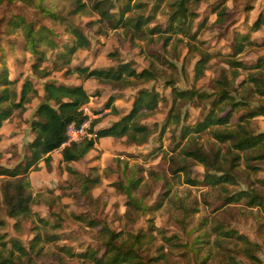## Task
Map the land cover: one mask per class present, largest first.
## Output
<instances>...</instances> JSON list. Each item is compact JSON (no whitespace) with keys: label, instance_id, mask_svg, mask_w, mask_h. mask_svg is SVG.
<instances>
[{"label":"rangeland","instance_id":"rangeland-1","mask_svg":"<svg viewBox=\"0 0 264 264\" xmlns=\"http://www.w3.org/2000/svg\"><path fill=\"white\" fill-rule=\"evenodd\" d=\"M240 2L241 0H190L188 6L196 13L192 23L189 16L190 34L195 33V37L173 34L170 40H166L165 37L169 33L152 34L148 29L132 33V30H126L122 26L115 28L114 26L120 17V11L127 5L131 8L126 11L125 17L134 18L139 15L154 20L157 16L167 13L169 21V15L175 9L172 6H175L177 0H7L0 3V72L7 68L10 78L18 80L19 89L25 80H31L39 92V95L32 97L26 104L24 111L15 110L13 115L3 122L0 129L2 151L0 165L14 168L26 162L29 155L28 142L35 136L31 121L43 98L46 81L81 83L91 94L90 101L83 106L84 111L91 119L100 118L97 128L109 126L128 113L142 88H159L164 98L156 110L140 120L141 123L155 128V133L148 142L136 145L127 142L125 137L100 138L94 150L70 163L61 159L59 154L61 147L52 152L51 168H47L41 161L40 169L30 170L32 187L29 192L33 195L32 210L37 216L47 220V223L37 216H31L21 222L20 231L16 229V219L8 215L4 197L7 182L12 180L14 183V178L0 175V220L5 222L0 225L2 241L10 246L13 240L18 239L29 248L31 240L38 232L42 238L34 247L32 264H94L69 257L59 248L72 247L74 251L81 252L93 247L99 251L100 246L94 247V244L99 236H103L101 224H107L115 231H122L123 237H128V233L132 232H126V227L121 225L127 226L131 223L134 233L146 230L153 236L147 238V243L141 250L150 264H197V261L198 264H222L228 260L230 254L239 264H256L245 257L244 244L225 238L220 230L235 229L251 241H256L257 245L253 247L255 252H259L261 245H264V213L255 207L246 206L244 200L225 203L228 194L247 188L250 184L258 185V180L264 179V159L250 161L251 164L261 166L262 170L257 173L247 168L249 161L242 158L235 168L238 183H227L225 190L205 183L191 185L186 182L183 171L180 170L184 174L177 178L170 162H165L162 154L154 155L156 148L144 152V147L154 140L160 141L158 148L161 153L165 147L170 152L180 148V144L173 146L174 133L170 127L172 124L166 126L163 133H160L173 106L172 86L168 85L169 82L178 89L196 88L213 92L215 80L225 72L228 73L230 95L235 101L246 99L250 107L264 103L262 97L255 92L259 85L257 82L264 80V71L253 67L259 58H264V32L261 31L264 24L254 31L249 27L247 17L240 23ZM258 2L260 0H247L243 10L257 11ZM149 4L151 8H148ZM224 5L227 6L226 21L217 24L215 22L217 12ZM43 9L50 10L55 16L47 15ZM102 10L114 12L113 16L102 17L100 14ZM258 11L261 13L257 19L259 16L264 17V9ZM15 15L35 25H53L62 37L59 39L60 43L69 41V38L63 40L68 25L79 26L90 39L91 47L79 49L73 55L71 67H68L62 58L56 59V50L45 48L46 57L38 61V70L40 72L49 70L51 73L46 78L41 77L33 70L37 55L28 47L24 29H14L8 23ZM56 18L62 20L57 22ZM246 34L248 38L241 39L240 36ZM237 42L242 47L240 53H235ZM192 44H197L199 48L212 54L203 75L198 78L195 76L194 67L199 55L197 51L190 50ZM224 49H227V52ZM229 60H238L248 68L231 67L227 63ZM121 61L131 62L138 71L151 67L157 75L156 80L149 83L133 80L132 85L124 86L123 82L103 83L95 78L79 77L76 73L69 75L64 73L66 68H72L73 65L108 69L118 66ZM61 66V70H56ZM233 69L239 72L234 79ZM251 76H254L257 82L251 81ZM29 94L32 96L31 92ZM109 98H113L112 106L118 108V113L113 114L112 108L106 107ZM210 100H179L174 112L178 113L180 121L182 115L183 120L189 121L191 117V124H195L206 117L210 109ZM101 113L104 115L101 116ZM241 113L242 111L233 112L231 122H237ZM224 114H227V111ZM196 116L202 119H196ZM91 119L87 120L88 125ZM251 123L255 132L264 131V116L253 118ZM176 125L179 127L181 143L187 147L190 138L182 137L184 125L181 122ZM87 135L85 132L76 140H81ZM193 136L199 137V145L206 151H215L218 147L223 152L228 151L230 143L216 142L208 130L199 135L194 133ZM261 153H264V150L260 151ZM227 158L223 168L229 169L235 162L234 154ZM68 164L100 181L96 184L88 182L85 185L79 177L68 173L66 169ZM160 164H165L169 168L171 176V181L166 182V198L149 205V209L144 210L151 213L147 216L144 212H139L136 206L138 214L133 219L129 215L132 210L129 207V199L122 191L117 190L120 182L125 184L130 181L122 177V173H127L131 168L143 174L141 179L144 177L150 179L153 176V165L158 167ZM188 168V176L203 179L205 175L203 165L196 162ZM93 193H96L95 197ZM170 197H174L176 203L173 204ZM74 215L80 216L81 220H77ZM91 221H96L97 225H90ZM192 234H195L194 238L189 242L188 237ZM167 237L170 240H166ZM37 252L38 255H35ZM159 256V260L150 259Z\"/></svg>","mask_w":264,"mask_h":264},{"label":"trees","instance_id":"trees-1","mask_svg":"<svg viewBox=\"0 0 264 264\" xmlns=\"http://www.w3.org/2000/svg\"><path fill=\"white\" fill-rule=\"evenodd\" d=\"M7 0H0V3ZM190 0H177V3L172 8H175L169 15V26L163 30L161 26H154L148 28L152 34L169 33L166 35V40H170L173 34H180L181 36H188L194 38V34H190L191 23L195 19L196 13L191 11L188 6ZM131 7L124 6V9L120 11V17L116 21L115 27H121L126 30H132V33H140L146 31L143 29V25L150 21L149 17L143 18L142 16L125 17L126 11H129ZM44 13L49 16H55L53 12L48 9H43ZM114 12H108L102 10L100 12L102 17H112ZM227 6H223L219 12H217V24H223L226 21ZM189 16L191 23H189ZM264 17L259 16L257 22L250 27L256 31L261 28L262 20ZM57 22L62 19L56 18ZM14 29L21 28L25 31V39L28 47L31 51L37 55V62L33 65V70L37 72L41 77H48L51 71L46 70L40 72L38 70V61L45 59V48H51L56 50V59L62 58L64 63L71 67V61L73 55L79 49H89L91 47V41L84 33L83 29L79 26L68 25L65 28L63 40L68 39L65 43H60L61 35L58 30L52 25L40 24L35 25L32 22H27L25 18L15 15L8 22ZM131 33V34H132ZM241 39L248 38V35H241ZM60 39V40H59ZM182 39V38H180ZM182 41V40H181ZM252 41V40H250ZM53 50V51H54ZM190 50L198 52L199 59L195 63V76L196 78L203 75L204 70L207 67L209 59L212 57L208 51H204L198 47L197 44H192ZM242 51L241 45L237 42L235 47V53ZM195 54V53H194ZM111 55V54H110ZM228 64L232 67H244L238 60H229ZM65 65V66H66ZM257 69L264 71V58H259L257 64L253 66ZM61 67H57L56 70H61ZM65 74L76 73L79 77L95 78L103 83H115L123 82L124 86L132 85L133 80H137L141 83H149L156 80L157 75L151 67L143 68L138 71L131 62H119L116 67H109L108 69L89 68L88 66L73 65L72 68H66ZM232 79L236 78L239 74L237 69H233ZM251 81L257 82L254 76L250 77ZM117 82V83H116ZM257 83L255 92L259 97H262L264 101V80H260ZM120 85V84H119ZM172 86V98L173 106L171 113L167 118L165 124L161 128V134L166 126L180 122V116L174 112L177 101H206L209 102L210 109L206 117L195 124L187 131L182 126V137L190 138L195 134L199 135L205 130L216 140L218 143H230L228 145V151L223 152L221 148H217L215 151H206L202 145H199L192 151H188V148H183L182 152L184 156L193 159L195 162L201 164L205 168V175L202 180L191 178L188 176L189 168L187 166L182 167L180 170L185 173L186 182L191 185H197L205 183L213 187H218L227 190L226 184H237L238 175L236 173V166L239 165L242 158H246L249 161L247 168L256 171L257 173L262 170L258 164H251L250 161L263 158L264 153L260 154V151L264 150V131L255 132L252 128L251 120L257 116H264V103H259L255 107L248 105V100L235 101L229 92L228 73L222 72L218 79L215 80L213 92L201 91L196 88L178 89L172 82L168 83ZM32 93L30 96L29 93ZM39 95L37 88L33 86L31 80H25L21 88H18V80L16 78H10L7 68H4L0 72V129L3 122L9 119L15 110H25L26 104L32 100V97ZM91 94L81 84H67L56 81H46L44 83V94L40 104L37 107L35 117L31 121V128L35 134L34 138L28 142L29 155L26 157V162L21 165H16L14 168H6L0 165V175L9 176L14 178L8 181L5 188V200L8 206V215L16 219L15 227L19 231L21 230V222L30 218L31 216H37L36 212L32 210V199L30 189L32 183L30 180L29 172L32 169H40V162H44L47 168H51L53 160L52 152L56 149H60L61 159L64 162L70 163L72 161L79 160L86 156L88 152L94 149L95 144L100 138L113 137L123 138L125 137L127 142L136 145H141L150 139L155 133L154 126H149L140 122L142 117L149 116L154 110L157 109L159 102L164 99L160 94L159 88H142L139 90L135 100L133 102L132 109L112 122L109 126L97 128L100 118H93L90 120L89 125L86 128L87 136L81 140L68 141V126L73 124L79 128L85 121L89 119L88 114L84 111V105L90 101ZM139 101V103H138ZM113 98H109L106 107H111L113 114L119 112L116 106H112ZM227 111V114L224 112ZM242 111L239 115L237 122H231V115L233 112ZM222 113V115H220ZM126 117H134L129 121V124L124 123ZM175 118V120H171ZM240 122H245L251 134L245 132L239 136V139H234L236 136V128L239 127ZM232 123V124H230ZM232 125V126H231ZM230 126V127H229ZM91 134V135H90ZM139 137V139H138ZM1 141V134H0ZM86 141V144L84 143ZM81 144L83 147H78ZM64 145V146H63ZM234 154V163L231 164L229 169L223 168L224 161L228 160V156ZM2 157V151L0 149V158ZM66 169L68 173L76 175L81 179L85 185L88 182L94 184L98 183L100 179L91 178L88 174H84L79 170L73 168L71 165H67ZM259 184L255 186L250 184L247 188L240 189L233 194L226 196L225 203L230 204L233 202H240L244 200V203L248 207H255L262 213H264V179L258 180ZM134 180H130L127 185V189H124V183L120 182L117 186V190L122 191L127 197L131 195L133 190ZM86 187V186H85ZM129 204L131 201L129 200ZM149 209V207L147 208ZM145 209V210H147ZM41 221H45L42 217L37 216ZM77 220H81V217L74 215ZM3 220H0V225L4 224ZM90 225H97V222L91 221ZM100 225V223L98 224ZM101 233L107 234L109 242L106 246V252L115 248L112 256L105 262V264H150L143 256L141 250L147 243V238L153 236L146 230H140L138 233H128V237L131 240L129 247H118L114 241L120 237H123L122 231H115L111 229L107 224H101ZM221 235L225 238L233 239L245 245L244 252L245 257L251 262L260 264L259 257L253 252V247L257 244L251 245V240L244 234L238 232L235 229H222ZM41 235L37 232L35 237L31 240L30 247H26L20 240L15 239L11 245L8 246L7 242L2 241L3 236L0 234V264H32L34 247L41 239ZM54 239V238H52ZM166 240H170L169 237ZM15 248L17 252L23 256V260L14 261L10 255H5V250ZM60 250L64 251L66 255L72 258H78L77 260L90 261L94 264H100L97 249L90 247L84 251L77 252L72 247L61 246ZM38 255V252L35 254ZM162 257V256H161ZM152 261L159 260L158 258H150ZM222 264H239L232 258V254L228 257L226 262Z\"/></svg>","mask_w":264,"mask_h":264},{"label":"clouds","instance_id":"clouds-1","mask_svg":"<svg viewBox=\"0 0 264 264\" xmlns=\"http://www.w3.org/2000/svg\"><path fill=\"white\" fill-rule=\"evenodd\" d=\"M247 0H241L239 7L241 9L240 12V23H242L245 20V17H247V23L249 27H252L257 22V16L260 15L261 12H259V9H264V0H260V2L257 3V11H244V3H246ZM148 8H151V4L148 5ZM147 15V13H146ZM170 22L168 21V14L159 15L156 19L150 20L147 23L143 25V29L147 30L148 28L153 27L154 25L159 24L160 26H163V28H167L169 26ZM261 31L264 32V26H262ZM225 52H227V49H224ZM139 103V101H138ZM107 111V109H105ZM207 111V109H205ZM104 113H101V116H103ZM193 115H195V112H193ZM222 115V113L220 114ZM134 117H126L124 123L129 124V128L127 130H130L131 125L129 121H131ZM196 119H202L200 116H196ZM89 119H91V116H89ZM187 131L189 128L192 127L191 124V117L189 121L183 120V116L181 115V121H180ZM172 132L174 133L173 139V146L175 144H180V148H177L176 151L170 152L167 147H165L160 152L158 145L160 143L159 140H154L151 142L150 145H146L144 147V152L149 151L151 148H156L157 151L154 153V155H160L162 154L164 157L165 162H170L171 169L176 172L177 178L181 177L184 173L180 171V169L184 166L192 167L193 164L196 162L192 160L189 157L184 156L181 149L185 147V144L181 143V137L179 135V127L175 124V122L170 125ZM69 128H71V125H69ZM247 132L248 134H251V129H249L248 125L245 122H240L239 127L236 128V136L234 139L238 140L239 136ZM139 139V137H138ZM86 144V141L84 142ZM78 147H83V145L79 144ZM199 146V137L193 136L190 137V142L187 145L188 151H192L196 147ZM195 172H192V175H194ZM142 173L135 172L133 169H129L127 173H122V177L134 180L135 183L133 184V190L131 191V195L127 198L131 201L130 208L132 209L129 213L130 217L134 219L135 215L138 214L137 207L139 212H144L145 209L148 208L149 205H152L154 202L157 201H163L165 200V194L167 192V183L168 181H171V176L169 174V168L166 167L165 164H160L158 167L153 165V176L149 179L147 177H142ZM128 187L127 183L124 184V189L126 190ZM243 187V185H241ZM93 197H95L96 193L92 194ZM106 198V197H105ZM169 199H172L173 204L176 203L174 197H170ZM151 213L144 212V215L147 216ZM121 227H126V232H132L134 234V229L129 223V225H121ZM195 234H192L188 237L189 242L194 238ZM109 242V237L107 234L103 236H99L96 240V243L94 244V247L97 245L100 246V250L97 253V256L100 258V264H105V262L112 256L113 252L115 251V248H113L111 251L106 252V246ZM114 243L118 247H124L127 248L131 244V240L129 237H120L114 241ZM256 241H251V245L256 244ZM253 251L255 252V248H253ZM256 255L259 256L260 264H264V245H261L260 251L255 252ZM5 255H10V257L14 261H21L23 260V256H21L15 248L7 249L5 250ZM198 264V261H197Z\"/></svg>","mask_w":264,"mask_h":264},{"label":"built area","instance_id":"built-area-1","mask_svg":"<svg viewBox=\"0 0 264 264\" xmlns=\"http://www.w3.org/2000/svg\"><path fill=\"white\" fill-rule=\"evenodd\" d=\"M87 125H88V121L83 123L79 128L75 127L73 124H71V128H69L68 126V129H67L68 141L67 142L76 140L77 138H79L81 134H84L86 132Z\"/></svg>","mask_w":264,"mask_h":264},{"label":"crops","instance_id":"crops-1","mask_svg":"<svg viewBox=\"0 0 264 264\" xmlns=\"http://www.w3.org/2000/svg\"><path fill=\"white\" fill-rule=\"evenodd\" d=\"M103 138H106V137H103ZM92 150H94V149H92ZM59 154L61 155V153L59 152Z\"/></svg>","mask_w":264,"mask_h":264}]
</instances>
